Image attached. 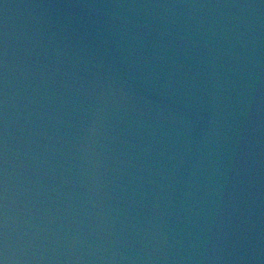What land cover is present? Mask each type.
Masks as SVG:
<instances>
[{
	"label": "water",
	"instance_id": "obj_1",
	"mask_svg": "<svg viewBox=\"0 0 264 264\" xmlns=\"http://www.w3.org/2000/svg\"><path fill=\"white\" fill-rule=\"evenodd\" d=\"M0 264H264V0H0Z\"/></svg>",
	"mask_w": 264,
	"mask_h": 264
}]
</instances>
